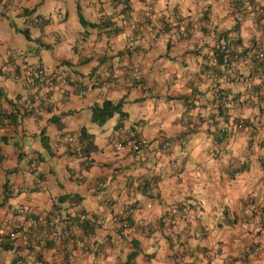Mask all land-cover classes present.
I'll use <instances>...</instances> for the list:
<instances>
[{"label": "crops", "instance_id": "crops-1", "mask_svg": "<svg viewBox=\"0 0 264 264\" xmlns=\"http://www.w3.org/2000/svg\"><path fill=\"white\" fill-rule=\"evenodd\" d=\"M177 13L189 28L181 38L173 33ZM81 16L108 26L82 24ZM258 22L239 0H0V111L18 114L0 128V222L25 229L11 249H0V264L20 257L27 264H219L209 256L214 245L232 264H264V67L248 68L252 53L264 50ZM222 39L232 63L210 65ZM37 65L69 84L41 97L27 83ZM123 65L138 67L133 85L109 87L107 78L85 87L88 77ZM106 99L122 100L125 116L98 125L91 108ZM119 128L137 130L139 151L116 146ZM86 145L93 148L81 152ZM65 194L78 199L60 204L59 218L82 210L106 216L108 225L89 237L78 232L80 245L32 241L28 217L48 215ZM169 206L186 208L173 236L162 220ZM127 207L124 229L115 218Z\"/></svg>", "mask_w": 264, "mask_h": 264}, {"label": "built area", "instance_id": "built-area-1", "mask_svg": "<svg viewBox=\"0 0 264 264\" xmlns=\"http://www.w3.org/2000/svg\"><path fill=\"white\" fill-rule=\"evenodd\" d=\"M240 8L243 11L250 13L251 15L258 17L259 22L257 26V33L260 35H264V7L258 5L255 1L250 2L249 0H239ZM20 11L23 14V8H20ZM145 19L153 18V10L150 5L146 6L144 12ZM174 20L177 22V27L173 31L174 36L177 38L184 37L186 33L189 31L187 26V20L177 13L173 16ZM23 21L31 22L27 19V17L23 14ZM122 25L127 24V20H123L121 22ZM162 26L160 25L161 29ZM136 37H141L142 33L139 29H137L135 33ZM133 40V37L130 38V41ZM214 49H217L222 54V64L224 66L231 65V52L232 47L229 41L222 39L219 40L216 44ZM11 55L13 57H18L19 53L15 50L11 51ZM256 61L260 64L255 66L254 61L251 60L248 62L249 69H262L261 65H264V50L260 49L256 54ZM210 65L217 64V58L213 55L209 62ZM209 73L210 70H207ZM13 76V75H12ZM13 78H17L16 75ZM111 78L109 87L111 86H131L134 82L138 81L140 78V72L138 67L131 66V65H123L118 68L114 72H110L109 70H105L103 72H99L88 77L86 81L87 84L85 87H97L99 86L103 80ZM27 83L31 88L41 91V97H45L48 93L53 89L56 85L66 86L69 84V79L66 77H56L53 74L49 73L44 65H37L34 67L29 68L28 71V79ZM143 88H146V84H141ZM153 92V91H152ZM83 93V90L82 92ZM23 110H29V107H24ZM9 124V118L5 114V112L0 111V128L2 126H6ZM236 127H243V121L239 120L236 124ZM67 140L69 143L75 145V140L72 136H68ZM116 146L118 148H122L124 145H129L133 151H139L141 146L143 145V140L139 137L136 129H124L119 128L114 135L113 138ZM178 144L184 145L186 143L185 138H180L177 140ZM170 141H166L162 143L163 148H169L171 146ZM73 145V146H74ZM76 147V145H75ZM74 148V147H73ZM222 146H218L216 148V153L220 152ZM150 194L155 196L157 194V188L154 183L150 185ZM149 206V205H148ZM133 208L127 207L122 212L118 213V216L115 218V221L121 228H127L129 226V215L132 213ZM186 211L185 209L177 210L172 206H169L165 209V213L163 214L162 220L164 223V227L167 233L173 236L175 231V225L177 222V218L183 212ZM19 215L26 214V210L23 207L18 209ZM28 228H29V235H31L32 241H38L40 243H45L46 241L52 239H68L76 244L80 245V240L77 237V233L81 232L84 233L86 237L91 236V229L101 226L108 225V219L104 215L100 214H91L85 211H77L72 216H65L61 218L57 217H50L46 214L40 215H32L28 217L27 221ZM25 229L21 227H16L13 225H9L5 222H0V239H10L14 240L17 238L18 235H21ZM25 233V232H24ZM28 244V243H27ZM29 245V244H28ZM188 251V249H185ZM263 251V247L257 246L254 248L255 253H260ZM210 259L219 262V264H232V259L226 255H224L223 250L214 245L209 253ZM72 259V256L69 257ZM17 264H27L25 258H18Z\"/></svg>", "mask_w": 264, "mask_h": 264}, {"label": "trees", "instance_id": "trees-1", "mask_svg": "<svg viewBox=\"0 0 264 264\" xmlns=\"http://www.w3.org/2000/svg\"><path fill=\"white\" fill-rule=\"evenodd\" d=\"M80 22L82 24H86L92 27H98V28H102L103 26L107 27L108 25L106 24V22L104 21H100L98 23H91V22H87L82 16L80 17ZM237 26L233 27V30H237ZM120 28L118 26H114L112 27V32L117 33L119 32ZM24 34L27 36V33L24 31ZM259 51V50H258ZM258 51H255L252 53L251 57L252 60L254 61L255 66L260 65L257 61H256V54ZM213 55H215V57L217 58V63L222 64V54L220 53L219 50L214 49ZM231 57H233V52H231ZM261 67H264V65H261ZM122 105H123V101H117V102H113L112 100H104L101 104L99 105H94L91 108V119L94 123L98 124V125H103L106 121H108L113 115L115 114H119L120 117L125 116V112H123L122 110ZM5 114L8 116L9 118V122L12 121V119H16L17 118V112H13L11 111L10 113H6ZM80 137H81V141L82 138L83 139H87L88 138V134L86 133V131L83 129L80 132ZM43 144L45 147L48 146L47 141L44 139L43 140ZM87 148H83V150H80L81 152H85L88 151V149H92L93 147L86 145ZM86 153V152H85ZM78 199V197L76 195H62L59 196L55 201H53L52 204V209L51 212L48 213V216L50 217H59V209H60V204L68 201V202H76ZM82 211V210H81ZM12 248V240L10 239H0V249H11ZM134 255L131 254L129 256V258H132V256ZM18 258H16L12 264H17Z\"/></svg>", "mask_w": 264, "mask_h": 264}]
</instances>
